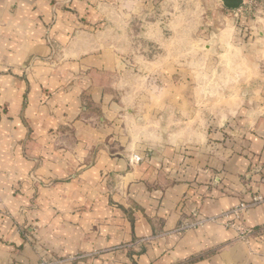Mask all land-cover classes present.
<instances>
[{
	"label": "crops",
	"instance_id": "1",
	"mask_svg": "<svg viewBox=\"0 0 264 264\" xmlns=\"http://www.w3.org/2000/svg\"><path fill=\"white\" fill-rule=\"evenodd\" d=\"M155 1L0 0V264H264L263 7Z\"/></svg>",
	"mask_w": 264,
	"mask_h": 264
},
{
	"label": "built area",
	"instance_id": "2",
	"mask_svg": "<svg viewBox=\"0 0 264 264\" xmlns=\"http://www.w3.org/2000/svg\"><path fill=\"white\" fill-rule=\"evenodd\" d=\"M264 14V0H241V5L238 9L234 11L235 19L254 16L258 11L262 10ZM132 160L137 162L140 158L137 155H134ZM264 203V197L255 196L248 203H240L235 206L230 211L221 213L216 219H221L224 221V226L226 228L233 229L236 232L237 238L240 241L248 242L253 235V229L247 227L242 222V217L246 211L249 209L258 206ZM233 219V220H232ZM214 221V219H210Z\"/></svg>",
	"mask_w": 264,
	"mask_h": 264
},
{
	"label": "rangeland",
	"instance_id": "3",
	"mask_svg": "<svg viewBox=\"0 0 264 264\" xmlns=\"http://www.w3.org/2000/svg\"><path fill=\"white\" fill-rule=\"evenodd\" d=\"M210 4L213 6V7H217V8H222L223 5H222V2L220 0H157L155 1V4L153 5L154 7V13L151 15V16H147V17H144V16H139V17H136L135 19V23H142L143 24V18L147 19V20H153V19H159V18H162V17H171L169 14L167 16H164L166 15L165 13L166 12H173V9L177 8L179 13L181 11V13H184L186 14L182 19L183 20H186L189 22V20L191 19V13H194L195 12V9L198 7V8H208L210 9ZM140 34V31H138V33H136V37L137 39H141L139 38V35ZM120 37H121V34H120ZM124 42L125 44L131 46L129 47L130 50L133 48V45L131 43H129L130 39L127 35L124 34ZM141 52V51H139ZM132 53V52H131ZM139 54L138 51H137V48H135V55ZM134 55V54H133ZM97 254V253H95ZM85 257L84 256H81V255H75V256H69V257H64L63 259L61 260H56L53 262H47V261H40L41 263L40 264H55V263H63V262H76V261H79V260H83Z\"/></svg>",
	"mask_w": 264,
	"mask_h": 264
},
{
	"label": "water",
	"instance_id": "4",
	"mask_svg": "<svg viewBox=\"0 0 264 264\" xmlns=\"http://www.w3.org/2000/svg\"><path fill=\"white\" fill-rule=\"evenodd\" d=\"M222 5L228 10H236L241 5V0H220Z\"/></svg>",
	"mask_w": 264,
	"mask_h": 264
}]
</instances>
